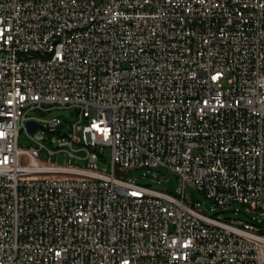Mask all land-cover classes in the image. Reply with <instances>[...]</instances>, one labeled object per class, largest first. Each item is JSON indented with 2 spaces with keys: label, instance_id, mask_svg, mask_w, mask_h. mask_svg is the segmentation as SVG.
I'll return each instance as SVG.
<instances>
[{
  "label": "built area",
  "instance_id": "built-area-1",
  "mask_svg": "<svg viewBox=\"0 0 264 264\" xmlns=\"http://www.w3.org/2000/svg\"><path fill=\"white\" fill-rule=\"evenodd\" d=\"M158 168L181 192L121 175ZM263 200L264 0H0V264H264Z\"/></svg>",
  "mask_w": 264,
  "mask_h": 264
},
{
  "label": "rangeland",
  "instance_id": "rangeland-1",
  "mask_svg": "<svg viewBox=\"0 0 264 264\" xmlns=\"http://www.w3.org/2000/svg\"><path fill=\"white\" fill-rule=\"evenodd\" d=\"M30 116L39 115L42 119L48 122H52L56 126V130L64 136H68L70 131L71 123L75 118V111L71 108L66 109H54L45 114H40L36 112H30ZM18 145L21 149H27L30 146L34 145L33 142L29 139V136L26 131L21 130L18 136ZM49 148L52 150L57 149V145H50L47 144ZM103 159H99L96 162V167L98 172L108 173L111 171V163H110V150L109 148L103 149ZM46 159V156H43ZM67 157L64 153H57L52 158V163L57 165H65L67 163ZM73 165H81L80 162L73 160ZM126 178L132 179L135 183L151 187L154 189L162 190L169 192L173 195L181 192L182 190V182L181 180L172 172L165 170V169H127L121 173ZM185 197L186 200L199 205L202 209L203 213L209 216H213L217 214L219 218H231V219H238V220H246L249 221L252 216H255L256 213H249L245 208L241 205L235 204L232 205L227 210H217L214 204L205 198V196L198 192L194 186V184L190 181L185 183ZM264 204V200H263ZM218 212V211H221ZM239 211V212H236Z\"/></svg>",
  "mask_w": 264,
  "mask_h": 264
},
{
  "label": "bare ground",
  "instance_id": "bare-ground-1",
  "mask_svg": "<svg viewBox=\"0 0 264 264\" xmlns=\"http://www.w3.org/2000/svg\"><path fill=\"white\" fill-rule=\"evenodd\" d=\"M248 240H259V232H254V226H245Z\"/></svg>",
  "mask_w": 264,
  "mask_h": 264
},
{
  "label": "water",
  "instance_id": "water-1",
  "mask_svg": "<svg viewBox=\"0 0 264 264\" xmlns=\"http://www.w3.org/2000/svg\"><path fill=\"white\" fill-rule=\"evenodd\" d=\"M26 126L29 132L31 133H33L39 127V125L34 122H27Z\"/></svg>",
  "mask_w": 264,
  "mask_h": 264
}]
</instances>
